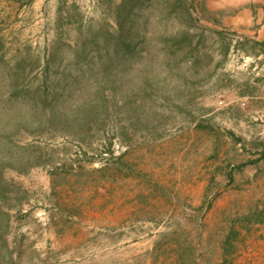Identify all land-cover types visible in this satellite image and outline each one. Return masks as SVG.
<instances>
[{"label": "rangeland", "instance_id": "1", "mask_svg": "<svg viewBox=\"0 0 264 264\" xmlns=\"http://www.w3.org/2000/svg\"><path fill=\"white\" fill-rule=\"evenodd\" d=\"M142 2L0 0V264H264V0Z\"/></svg>", "mask_w": 264, "mask_h": 264}, {"label": "trees", "instance_id": "2", "mask_svg": "<svg viewBox=\"0 0 264 264\" xmlns=\"http://www.w3.org/2000/svg\"><path fill=\"white\" fill-rule=\"evenodd\" d=\"M150 1V0H146ZM193 0H160L162 4H164V7H161V17L163 20L167 22V24L172 21L171 15H174L173 22L179 23V30L176 33V38L179 39L180 41H185L188 39V29L191 27H195V20L192 16V12L194 11V7L192 4ZM142 3V0H123V3L120 5L118 8L119 11H127V5H130V8L128 10V13L132 12L131 7L137 6V4ZM131 9V10H130ZM126 14V12H124ZM127 15V14H126ZM128 17V16H127ZM120 31L121 35L124 32V29L122 26H120ZM253 46L260 47L264 51V43L262 42H252ZM123 45V44H122ZM125 49L128 48L127 45L124 46ZM54 113V112H53ZM56 114H53L52 117L50 118L51 121L49 120L47 122L48 124H51L52 121L56 119Z\"/></svg>", "mask_w": 264, "mask_h": 264}]
</instances>
